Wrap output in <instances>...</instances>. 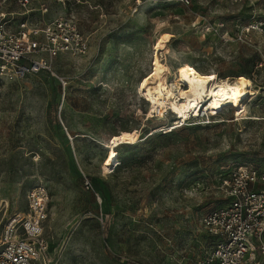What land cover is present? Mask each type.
<instances>
[{"label":"rangeland","instance_id":"374dc122","mask_svg":"<svg viewBox=\"0 0 264 264\" xmlns=\"http://www.w3.org/2000/svg\"><path fill=\"white\" fill-rule=\"evenodd\" d=\"M44 1L90 50L0 82V235L41 183L48 250L36 264H197L212 243L202 216L226 202L222 168L264 169V36L245 29L264 0ZM184 64L216 83L243 73L255 92L196 118L151 108L138 80L160 67L177 82Z\"/></svg>","mask_w":264,"mask_h":264},{"label":"built area","instance_id":"2783aa9c","mask_svg":"<svg viewBox=\"0 0 264 264\" xmlns=\"http://www.w3.org/2000/svg\"><path fill=\"white\" fill-rule=\"evenodd\" d=\"M34 11H39V16ZM47 11L44 0H0V82L40 70L55 74L52 58L60 53L78 59L89 55V38L75 20L62 14L46 19ZM245 29L264 36V1ZM58 77L64 87L66 80ZM221 172L218 188L226 202L202 216L201 224L212 243L197 264H252L256 252L264 257V169L233 163ZM84 184L91 186L87 178ZM48 201L44 184L29 188L26 210L13 214L0 235V264L44 260L48 241L43 222Z\"/></svg>","mask_w":264,"mask_h":264},{"label":"bare ground","instance_id":"6f19581e","mask_svg":"<svg viewBox=\"0 0 264 264\" xmlns=\"http://www.w3.org/2000/svg\"><path fill=\"white\" fill-rule=\"evenodd\" d=\"M177 74L178 81L169 84L162 69L154 67L138 80L137 92L146 96L150 101V107L159 112L170 102L178 116H186L190 110L197 113L204 105L205 111H215L220 105L237 104L255 92L252 82L243 73L237 74L234 78L226 77L216 83L214 72L202 73L193 65L184 64L179 67ZM181 81L187 85V89H181ZM177 95L184 98L181 105L176 104ZM170 126L172 127L169 125L165 130H169ZM120 138L121 142L127 141L125 136ZM114 155L115 152L112 151L111 156Z\"/></svg>","mask_w":264,"mask_h":264},{"label":"trees","instance_id":"16d2710c","mask_svg":"<svg viewBox=\"0 0 264 264\" xmlns=\"http://www.w3.org/2000/svg\"><path fill=\"white\" fill-rule=\"evenodd\" d=\"M114 165H116V164H114Z\"/></svg>","mask_w":264,"mask_h":264}]
</instances>
